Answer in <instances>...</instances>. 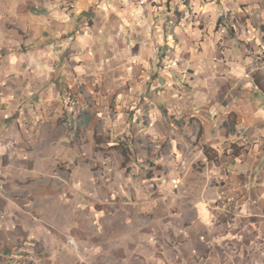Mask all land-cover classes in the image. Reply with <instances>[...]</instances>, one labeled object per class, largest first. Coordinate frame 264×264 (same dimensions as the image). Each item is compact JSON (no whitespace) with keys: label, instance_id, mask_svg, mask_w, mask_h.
<instances>
[{"label":"crops","instance_id":"obj_1","mask_svg":"<svg viewBox=\"0 0 264 264\" xmlns=\"http://www.w3.org/2000/svg\"><path fill=\"white\" fill-rule=\"evenodd\" d=\"M168 1L0 0V264H264V0Z\"/></svg>","mask_w":264,"mask_h":264},{"label":"rangeland","instance_id":"obj_2","mask_svg":"<svg viewBox=\"0 0 264 264\" xmlns=\"http://www.w3.org/2000/svg\"><path fill=\"white\" fill-rule=\"evenodd\" d=\"M168 12L170 13L169 16V22H171V25H177L181 23L183 19L185 25L189 26V29L192 30V33H207V32H213V34L217 35V37H236V32L234 29L230 28V26H227L226 22H230L231 15L230 13L226 14V19L220 18V20L216 22L212 21V18H216V10L215 6L212 10L205 12H201L199 14V6L204 7V4L207 3L206 0H180V3L185 6V10L182 13H177L172 8L174 7L172 2L173 0L168 1ZM190 5L192 8H190ZM211 16H210V15ZM177 23L175 24V22ZM222 27H227V31H225V34L221 33ZM216 31V32H215ZM228 34V36H226Z\"/></svg>","mask_w":264,"mask_h":264},{"label":"built area","instance_id":"obj_3","mask_svg":"<svg viewBox=\"0 0 264 264\" xmlns=\"http://www.w3.org/2000/svg\"><path fill=\"white\" fill-rule=\"evenodd\" d=\"M171 183H172L173 188L177 189L181 184V179L176 178V179L172 180Z\"/></svg>","mask_w":264,"mask_h":264},{"label":"trees","instance_id":"obj_4","mask_svg":"<svg viewBox=\"0 0 264 264\" xmlns=\"http://www.w3.org/2000/svg\"><path fill=\"white\" fill-rule=\"evenodd\" d=\"M177 23V21L175 22V24ZM123 153V156H124V158L126 159V154L124 153V152H122Z\"/></svg>","mask_w":264,"mask_h":264}]
</instances>
